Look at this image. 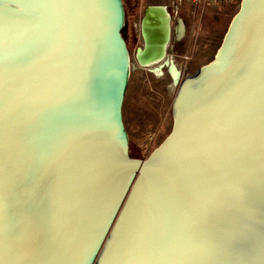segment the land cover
I'll list each match as a JSON object with an SVG mask.
<instances>
[{"label": "water", "instance_id": "obj_1", "mask_svg": "<svg viewBox=\"0 0 264 264\" xmlns=\"http://www.w3.org/2000/svg\"><path fill=\"white\" fill-rule=\"evenodd\" d=\"M125 17L123 0H0V264H264V0L241 1L142 158ZM149 24L145 66L169 33Z\"/></svg>", "mask_w": 264, "mask_h": 264}, {"label": "rangeland", "instance_id": "obj_2", "mask_svg": "<svg viewBox=\"0 0 264 264\" xmlns=\"http://www.w3.org/2000/svg\"><path fill=\"white\" fill-rule=\"evenodd\" d=\"M136 1L124 0L129 9L126 11V21L130 25L133 20L139 25L138 20L133 18L135 13L132 15L131 9ZM167 2L168 0H144L139 10L143 11L145 6L151 4ZM239 9V4L209 7L194 16L189 8L184 7L179 18L172 21V37L177 41V69L181 71L177 86H173L165 69L160 71L156 66L143 67L137 64L134 49H130L132 66L124 100L123 119L132 156H148L171 132L173 100L181 80L214 58ZM151 143L153 148L150 150Z\"/></svg>", "mask_w": 264, "mask_h": 264}, {"label": "flooded vegetation", "instance_id": "obj_3", "mask_svg": "<svg viewBox=\"0 0 264 264\" xmlns=\"http://www.w3.org/2000/svg\"><path fill=\"white\" fill-rule=\"evenodd\" d=\"M144 3V0H141L140 4ZM161 6V5H167L166 3H157V4H151L148 6ZM148 6H145L143 11L139 10L138 15L133 16V18H136L139 22V25L132 21V25L126 21L125 17V26H124V38L127 44V48L129 51V57H130V67L132 66V59H131V52L130 49H134V59L137 61V64L140 66H145L142 65L141 62L139 61V53L143 52L146 50L147 46V36L151 35L152 36V31L148 29V25H145V10ZM162 7V6H161ZM163 8V7H162ZM140 9V8H139ZM164 9V8H163ZM126 12V10H125ZM164 17L167 16V22H166V29L169 31L168 36L166 37L165 34L166 32H162L163 30H160L157 28V33L158 35H163L165 37H158V42L156 45L160 49V54H162V57L160 60L155 63L153 66L158 67L157 70L162 71L165 69L168 74L170 75L172 81H173V86H177L178 80L181 77V71H179L177 68V63H176V55H177V41L173 39V29H172V21H174V18L172 17L170 13V9L167 6L164 10ZM127 14V12H126ZM181 15V14H180ZM153 27V26H151ZM156 28V27H154ZM169 28V29H168ZM165 30V29H164ZM162 32V33H161ZM160 33V34H159ZM164 38V39H163ZM134 67V65H133ZM146 67V66H145ZM175 72V74L173 73ZM179 73V79H177V74ZM130 75H131V70H130ZM130 79V78H129ZM140 158V157H138Z\"/></svg>", "mask_w": 264, "mask_h": 264}, {"label": "built area", "instance_id": "obj_4", "mask_svg": "<svg viewBox=\"0 0 264 264\" xmlns=\"http://www.w3.org/2000/svg\"><path fill=\"white\" fill-rule=\"evenodd\" d=\"M242 0H168L167 5H161L164 9L168 6L170 13L174 19H178L183 8L187 7L190 12L196 16L199 11L209 7H220L232 4H241ZM179 21H181L179 19ZM153 148V143L150 145V150Z\"/></svg>", "mask_w": 264, "mask_h": 264}, {"label": "bare ground", "instance_id": "obj_5", "mask_svg": "<svg viewBox=\"0 0 264 264\" xmlns=\"http://www.w3.org/2000/svg\"><path fill=\"white\" fill-rule=\"evenodd\" d=\"M163 8L159 7V6H151L149 9H148V15L145 19V25L147 23H150L149 25H152L160 30H164L162 28H166V22H167V16L164 17V13H163ZM160 13L162 14V17L161 18V15ZM158 19V20H157ZM162 27V28H161ZM167 30V29H166ZM154 65V64H153ZM152 65V66H153ZM173 73L175 74V72L173 71Z\"/></svg>", "mask_w": 264, "mask_h": 264}, {"label": "trees", "instance_id": "obj_6", "mask_svg": "<svg viewBox=\"0 0 264 264\" xmlns=\"http://www.w3.org/2000/svg\"><path fill=\"white\" fill-rule=\"evenodd\" d=\"M123 2H124V0H123ZM139 3H140V0H137L136 2H134L135 5H133V6L131 5L132 6L131 7V9H132V15H133V13H135V15H137L139 13ZM124 6H125V2H124ZM125 10L128 12L129 9L125 6Z\"/></svg>", "mask_w": 264, "mask_h": 264}, {"label": "crops", "instance_id": "obj_7", "mask_svg": "<svg viewBox=\"0 0 264 264\" xmlns=\"http://www.w3.org/2000/svg\"><path fill=\"white\" fill-rule=\"evenodd\" d=\"M160 15H161V18H163L161 13H160ZM157 20H158V19H157ZM165 26H166V25H165ZM161 28H162V27H161ZM162 29H165V27H164V28H162Z\"/></svg>", "mask_w": 264, "mask_h": 264}]
</instances>
